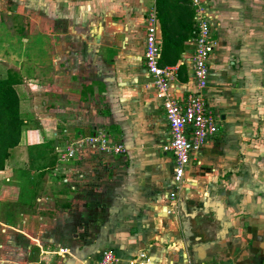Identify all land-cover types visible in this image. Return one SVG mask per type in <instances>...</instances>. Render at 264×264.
<instances>
[{
    "label": "crops",
    "instance_id": "crops-1",
    "mask_svg": "<svg viewBox=\"0 0 264 264\" xmlns=\"http://www.w3.org/2000/svg\"><path fill=\"white\" fill-rule=\"evenodd\" d=\"M162 2L52 0L39 139L66 146L103 130L128 152L87 148L67 163L55 149L46 155L54 164L36 199L4 200L22 210L0 218V264H94L105 249L119 264L141 252L160 264H264V0H211L218 44L204 96L219 131L192 153L178 213L167 210L175 162L162 149L163 102L147 86L146 18L157 11L160 64L178 66L183 98L195 9Z\"/></svg>",
    "mask_w": 264,
    "mask_h": 264
},
{
    "label": "built area",
    "instance_id": "built-area-1",
    "mask_svg": "<svg viewBox=\"0 0 264 264\" xmlns=\"http://www.w3.org/2000/svg\"><path fill=\"white\" fill-rule=\"evenodd\" d=\"M195 9L193 36L189 40L194 48L191 58L190 81L185 85L189 94L178 98L174 93L178 87V66H161V43L159 40L160 21L154 9L146 18L145 62L149 75L147 86L156 90V96L162 100L166 118L170 128V138L162 145L165 152L174 158L173 182L174 189L168 194L172 205L167 207L169 213H178L181 199L179 190L185 183L186 169L191 163L192 153L199 149L219 131L220 117L208 106L204 90L209 83L211 73L210 61L218 41L214 34L215 17L211 9V0H189ZM180 89V88H179ZM91 148L126 155L128 150L123 144L113 142L107 133L99 130L92 136L83 137L66 146H55L58 163H67L77 158L80 152ZM53 168L54 176L60 169ZM175 246V245H174ZM61 253L67 250L61 248ZM119 257L113 249L102 251L100 259L94 264H119ZM129 264H160L153 263L146 252H141ZM167 264H175L173 261Z\"/></svg>",
    "mask_w": 264,
    "mask_h": 264
},
{
    "label": "rangeland",
    "instance_id": "rangeland-1",
    "mask_svg": "<svg viewBox=\"0 0 264 264\" xmlns=\"http://www.w3.org/2000/svg\"><path fill=\"white\" fill-rule=\"evenodd\" d=\"M55 17L52 0H18L16 3L0 0V72L4 77L9 70L16 71L23 77L25 90L32 99V110L35 114L38 113L37 120L43 115L37 105L39 102V105H42L43 98L48 94L40 91L39 85L45 81L49 84L51 77V39ZM45 88L50 94L51 85ZM40 127L37 121L26 124L20 138L19 151H14V155L20 152L18 161L22 160L26 164L30 160L31 168L49 163L51 159L46 155L52 154L49 151L55 147L54 143L47 144L48 139H39V134L42 133ZM50 157L53 158V155ZM9 161L6 163V169L0 171V218L3 219L7 218L5 214L10 208L15 212L22 210L17 204L8 206L4 200L19 198L29 201V198L19 196L18 185L25 182L26 175L21 173L18 163L14 166ZM2 236L1 234V239Z\"/></svg>",
    "mask_w": 264,
    "mask_h": 264
},
{
    "label": "trees",
    "instance_id": "trees-1",
    "mask_svg": "<svg viewBox=\"0 0 264 264\" xmlns=\"http://www.w3.org/2000/svg\"><path fill=\"white\" fill-rule=\"evenodd\" d=\"M157 1L159 4L166 2ZM31 101L32 99L25 90L23 77L18 72L9 70L4 77L0 72V171L6 169L5 166L9 159L11 165L16 166L18 163L21 173L26 175L24 184L19 185L20 195L29 200L36 199L39 186L49 171L48 168L54 164L52 161L47 165H37L40 168H31L30 160L26 164L22 160L18 161L20 152L14 155V151L19 149L20 138L26 124L39 122L30 105ZM47 144L52 145L53 143ZM54 149L55 147L51 149L52 153Z\"/></svg>",
    "mask_w": 264,
    "mask_h": 264
}]
</instances>
